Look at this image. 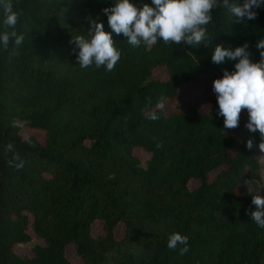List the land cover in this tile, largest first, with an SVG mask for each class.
Here are the masks:
<instances>
[{"label":"trees","instance_id":"1","mask_svg":"<svg viewBox=\"0 0 264 264\" xmlns=\"http://www.w3.org/2000/svg\"><path fill=\"white\" fill-rule=\"evenodd\" d=\"M11 2L24 40L7 50L0 43V264H264V228L251 220L256 193L246 184L261 179L260 134L245 127L249 116L239 135L224 129L216 94L205 93L204 109L180 94L206 74L235 71L238 60L212 62L215 44L248 43L250 59L260 60L264 7L247 23L214 8L204 26L210 46L158 39L149 47L109 27L103 9L115 0ZM4 18L0 5V33ZM91 20L121 53L111 72L78 64L71 41L87 36ZM160 67L165 78L154 76ZM177 232L188 238L184 255V245L168 248Z\"/></svg>","mask_w":264,"mask_h":264},{"label":"clouds","instance_id":"2","mask_svg":"<svg viewBox=\"0 0 264 264\" xmlns=\"http://www.w3.org/2000/svg\"><path fill=\"white\" fill-rule=\"evenodd\" d=\"M155 7L144 4L138 8L131 0H115L111 7H106L103 12L108 16L109 27L117 35L123 34L128 43L139 46L143 41L149 47L155 45L158 39L165 43L172 42L179 45L181 42L192 47H199L201 44L210 46L212 41L206 36V28L212 20V10L218 6L226 8L235 18V22L251 21L257 18L256 9L264 7V0H244L238 4L236 0H153ZM4 9L5 31L0 33V43L7 50L10 40L14 38V44L19 47L24 35L16 31L18 17L22 13L14 11L11 0H0ZM91 26L87 30V36H76L71 43L78 49L77 61L81 68H88L93 63L97 68L105 66L111 72L121 53L114 47L112 33L106 32L104 24L91 20ZM8 29H12L8 31ZM260 52V60L253 62L250 59L251 52L249 44L225 48L222 44H215L212 62L222 64L227 60L238 62L235 64V71L223 72V77L214 80L213 91L217 95L219 115L224 118V129H235L239 126L242 109H247L249 119L245 127L251 132H259V151L264 154V39L256 43ZM16 55L15 49L11 53ZM151 103V100H149ZM165 97L161 96L157 108H163ZM152 119L159 117L153 113ZM15 126V125H14ZM158 147L160 145H157ZM247 148L253 149L254 140L248 139ZM7 151H13V145H7ZM260 157H264L261 155ZM20 160L18 154L13 157ZM13 161H9L11 165ZM23 167V161L15 165ZM252 186L248 184L249 194ZM257 194L252 195V204L256 206L255 211L249 215L260 228H264V197ZM184 245L180 249V255L189 251L188 238L180 233L170 235L168 248L176 249L177 245Z\"/></svg>","mask_w":264,"mask_h":264},{"label":"rangeland","instance_id":"3","mask_svg":"<svg viewBox=\"0 0 264 264\" xmlns=\"http://www.w3.org/2000/svg\"><path fill=\"white\" fill-rule=\"evenodd\" d=\"M154 76L160 77V78H165L167 76V72L164 68L160 67V68L155 69ZM213 82H214L213 76L211 74H206V75L202 76L200 78V80L196 83L184 84L180 90V94L182 97L193 99L194 101H196L199 108L204 109L208 106V101H206L204 99L205 93H207V91H208L212 94H215L213 91ZM165 108L169 110V108H170L169 104H166ZM246 116H249L247 109H242V112L240 115L239 126L237 128H235V132L238 135L243 130V120H244V117H246ZM23 133H24V135L33 134L39 139H42L44 137V132L39 131V130H33V129H30L28 127H24ZM136 154L142 160H146L149 157V154L142 149H137ZM260 155H264V154H262L260 152ZM261 165H262L261 179L260 180H258V179L257 180L256 179L248 180L246 184H247V188H248V184H250L252 186V191L255 192L256 194L260 190L259 195H261L263 197L264 196V157H261ZM196 184H197V181L193 180V181H191L190 186L194 187ZM100 228H101V226L99 225V226H95L94 229H95V231H99ZM33 243H34V241H33ZM23 251H26V249H24ZM67 256L72 261H74L76 263L79 262L76 254H75L73 246H69L67 248Z\"/></svg>","mask_w":264,"mask_h":264}]
</instances>
